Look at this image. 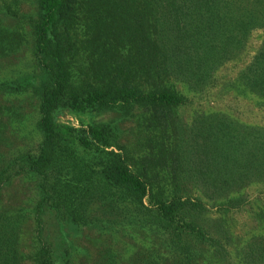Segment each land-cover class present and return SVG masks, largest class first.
<instances>
[{
  "label": "trees",
  "instance_id": "obj_1",
  "mask_svg": "<svg viewBox=\"0 0 264 264\" xmlns=\"http://www.w3.org/2000/svg\"><path fill=\"white\" fill-rule=\"evenodd\" d=\"M19 4L0 0V63L28 44L32 69L0 87L33 92L38 138L1 167L0 197L15 175L38 195L27 254L26 216L0 210V264H55L47 211L83 231L78 264H264V203L246 209L247 229L233 215L264 185V125L183 111L254 33L220 91L264 109V0H35L25 14ZM103 112L117 117L81 118Z\"/></svg>",
  "mask_w": 264,
  "mask_h": 264
},
{
  "label": "rangeland",
  "instance_id": "obj_2",
  "mask_svg": "<svg viewBox=\"0 0 264 264\" xmlns=\"http://www.w3.org/2000/svg\"><path fill=\"white\" fill-rule=\"evenodd\" d=\"M34 1L20 0L18 11L21 14L27 13L32 8ZM7 2L11 3V0H7ZM4 17L8 24L16 25L17 22L12 15ZM257 40V33H254L248 43L247 54L244 55L242 60L226 63L216 71L218 84L215 87L205 92L190 94L191 103L188 105L189 108L183 110L184 115L190 114L195 109L210 110L219 108L230 112L241 121L264 125V109L255 105L251 97L243 98L231 91H220L222 90L221 82L234 77L243 64L242 61L249 60L254 52L253 47L256 45ZM29 49L28 44L21 46L13 56L0 63V81L19 85L23 79L28 78V73L32 69L29 60ZM10 92L11 90H3L0 87V169L7 165L9 159L30 149L32 143L38 138L35 129L36 103L33 92L20 93L19 90L18 93L13 95H10ZM112 117L117 116L109 112L81 116L85 122L105 121ZM59 120L74 125L79 123L76 115L66 112L60 115ZM12 180L0 197V210L10 214H15L17 210H20L26 216L21 226V253L27 254L31 250L29 243L32 242L35 233L31 217L38 192L34 182L28 177L15 175ZM245 193L248 196L247 204L240 210L233 211V215L237 220L236 230H244L251 225L246 209H250L255 202L264 203V185H251L245 190ZM82 233L83 231L78 230L76 225L70 224L69 221L60 219L49 211L45 213L43 237L53 247L55 264H65L66 260L69 261V264H78V237Z\"/></svg>",
  "mask_w": 264,
  "mask_h": 264
}]
</instances>
